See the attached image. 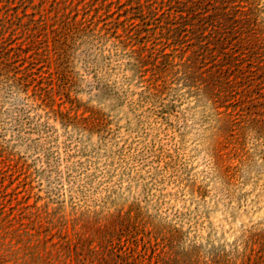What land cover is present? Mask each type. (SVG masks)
<instances>
[{"label":"rangeland","instance_id":"rangeland-1","mask_svg":"<svg viewBox=\"0 0 264 264\" xmlns=\"http://www.w3.org/2000/svg\"><path fill=\"white\" fill-rule=\"evenodd\" d=\"M86 53L73 52L72 102L58 95L56 108L91 123L0 90V146L30 182L7 178L9 189L70 218L121 213L149 230L180 228L179 250L199 248L202 258L264 264V130L239 139L225 126L231 100L174 78L152 97L128 59Z\"/></svg>","mask_w":264,"mask_h":264},{"label":"trees","instance_id":"trees-1","mask_svg":"<svg viewBox=\"0 0 264 264\" xmlns=\"http://www.w3.org/2000/svg\"><path fill=\"white\" fill-rule=\"evenodd\" d=\"M263 12L258 0H0V90L91 123L93 115L56 108L58 95L72 102L70 63L84 46L87 56L128 59L152 97L174 78L231 100L225 126L240 139L264 130ZM24 174L0 146V264H177L175 254L185 264H238L216 253L202 258L199 248L180 251V228L149 230L121 213L70 218L29 203L6 181L28 186Z\"/></svg>","mask_w":264,"mask_h":264}]
</instances>
